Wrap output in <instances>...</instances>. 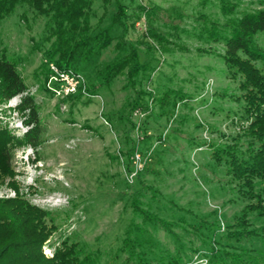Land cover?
<instances>
[{
    "label": "rangeland",
    "instance_id": "1",
    "mask_svg": "<svg viewBox=\"0 0 264 264\" xmlns=\"http://www.w3.org/2000/svg\"><path fill=\"white\" fill-rule=\"evenodd\" d=\"M128 4V13L141 4L153 14L150 20L143 13L130 19L132 27L124 35L143 39L150 27L158 35L146 37L147 47L139 46L146 69L133 85L117 76L109 85L98 86L97 70L115 58L114 44L121 30L110 23L114 5L103 7L102 0H94L92 21L101 16L100 27L110 26L114 39L94 62L78 69L86 86H96L95 93L87 91L71 99L45 86L48 64L53 62L43 57L48 46L41 42L46 17L29 11L24 15V6H18L0 21V49L16 61L44 127L40 143L32 147L22 137L27 126L25 113L16 108L20 95L0 104V128L12 138L9 165L14 171L11 176L0 175V198L16 195L54 214L51 223L44 219L47 226H54L41 246L45 256L51 257L68 240L97 252L99 264H111L129 221H140L129 197L141 186L145 195L139 199L148 204L144 206L170 219L185 247L191 239L200 248L186 247L185 263L208 264V245L187 230L197 232L191 226H177L178 216L197 223L201 217L215 220L222 231L235 221L244 202L229 182L225 165L211 156V145L225 143L239 132L240 100L233 99L240 92L238 82L227 72L223 44L200 34L211 21L217 22L220 33L225 32L221 27L227 18L264 7V0H134ZM230 6L232 11L225 15L222 8ZM256 41L264 47V32L257 34ZM164 91L168 98L161 105L159 96ZM135 99L138 103L132 107ZM135 153L140 154V181L128 182L126 172L133 167ZM147 226L159 246L170 250L178 246L174 234L153 223ZM124 256L120 253L116 264H122Z\"/></svg>",
    "mask_w": 264,
    "mask_h": 264
},
{
    "label": "trees",
    "instance_id": "2",
    "mask_svg": "<svg viewBox=\"0 0 264 264\" xmlns=\"http://www.w3.org/2000/svg\"><path fill=\"white\" fill-rule=\"evenodd\" d=\"M125 1L102 0L103 7L114 5L115 11L111 14L110 23L118 25L121 34L114 44L117 51L115 58L97 70L98 86L109 85L117 76H123L130 85L135 84V79L147 67L146 63L140 61L139 46L145 44L147 36H158L150 27V33L143 35V39L124 37L129 26L132 27L131 20H135L141 13L146 15L147 20L153 15L152 11L144 9L141 4L134 6V12L128 13V3H133L134 0ZM93 2L94 0H0V21L18 6H24V15L29 11L46 17V33L41 42L48 43V46L43 50V57L62 69L79 71L81 65L94 62L95 57L114 39L110 26L100 27L101 16L92 21L95 17ZM222 9L225 15L232 11L231 6ZM221 30L225 32L220 33L217 22L211 21L210 26L200 35L217 40L224 46V64L229 76L237 80L240 90L239 94L233 96L238 102L240 100V107L236 111L240 127L239 132L228 137L225 143L211 145V156L225 165L229 182L235 184L244 204L235 221L226 224L222 231L215 220L204 217L197 223L195 220L189 222L182 215L178 216L175 224L183 228L188 225L197 231L192 232L187 228L208 245V264H264V47L256 41L257 34L264 32V7L227 18L222 23ZM46 77L45 74V80ZM86 90L94 94L96 86L91 83L86 86ZM172 94L179 99L183 98L180 92L173 91ZM16 95H20L16 108L26 115L24 123L27 129L23 133V140L36 147L44 131L39 121L38 106L34 97L27 92L16 61L4 56L0 49V104ZM82 95L78 91L66 96V99ZM137 95L139 97L142 94L138 91ZM167 95L164 91L159 96L161 105L168 98ZM136 99L131 102L132 107L138 103L139 98L137 101ZM175 103L173 100L172 105ZM8 135L0 128V175L11 176L14 174L9 165L13 144ZM140 173L136 175L138 182ZM144 191L140 186L129 197L132 212L140 221H129L121 243L109 262L116 264L115 260L120 259V253H124L122 264H186L185 261L189 258L186 247L191 251H198L200 248L191 239H187L188 246L185 247L170 226L171 220L144 206L148 204L139 199L145 195ZM46 217L50 223L55 218L52 212L21 200L16 195L0 198V264H99L97 252L83 249L76 241L64 240L51 257L45 256L41 252V246L54 227L53 223L46 225ZM150 223L174 234L178 246L173 250L159 246L149 232L147 225ZM21 226L24 228L20 229Z\"/></svg>",
    "mask_w": 264,
    "mask_h": 264
},
{
    "label": "built area",
    "instance_id": "3",
    "mask_svg": "<svg viewBox=\"0 0 264 264\" xmlns=\"http://www.w3.org/2000/svg\"><path fill=\"white\" fill-rule=\"evenodd\" d=\"M50 73L46 79L45 86L55 95L62 97L68 96L80 91L86 95V80L82 73L73 69H62L53 62L49 64ZM133 167L126 172V180L133 182L136 178L137 171L141 167L140 154L135 153L132 156Z\"/></svg>",
    "mask_w": 264,
    "mask_h": 264
}]
</instances>
